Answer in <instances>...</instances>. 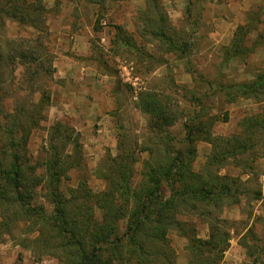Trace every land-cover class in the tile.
Segmentation results:
<instances>
[{
	"label": "rangeland",
	"instance_id": "374dc122",
	"mask_svg": "<svg viewBox=\"0 0 264 264\" xmlns=\"http://www.w3.org/2000/svg\"><path fill=\"white\" fill-rule=\"evenodd\" d=\"M7 2L0 0V8H6ZM45 5L41 29L47 33L41 35L40 29L11 20L0 11L2 105L8 114L16 109L39 111L28 146L32 162L49 156L52 127L62 123L79 135L83 154L81 166L71 169L63 179V191L69 195L82 181L94 192L104 190L106 182L100 169L104 161L118 154L120 141L145 149L162 140L152 128L151 115L139 107L142 94H153L172 114L174 122L166 129L177 149L187 148L189 128L203 129L195 132L194 170L202 171L213 159L214 146L205 140L207 133L221 150L230 145L220 138L236 136L247 145L246 151L228 156L223 164L212 168L237 179V196L210 207L209 215L202 214L205 208L201 207L183 219L190 220L203 239L208 238L210 223L216 222L213 219L230 232L226 264H264V89L246 96L238 89V85L253 83L264 74V44H259L264 33V3L159 0L160 8L151 15L158 20L160 15L166 16L172 24L168 33L183 50L151 35L153 26L145 24L150 8L146 0L99 4L45 0ZM237 15L238 24L230 25V18ZM239 25H248L251 32L244 41L247 49L234 54L232 42ZM40 36L41 44H37ZM17 38L31 41L8 44ZM20 46H33L37 61L22 64L12 53L13 47ZM63 56L74 62L78 75L82 74L78 80L58 76L56 64ZM67 95H73V103H68ZM35 106L42 107L39 110ZM137 155L136 182L149 157L147 152ZM38 202L50 208L43 191L38 192ZM96 218L101 219L99 209ZM126 225V221L121 223L120 233ZM36 236L27 232L23 223L11 233H2L0 264H65L51 252L37 250L33 242ZM169 238L176 263L191 264L188 240L176 230Z\"/></svg>",
	"mask_w": 264,
	"mask_h": 264
},
{
	"label": "trees",
	"instance_id": "16d2710c",
	"mask_svg": "<svg viewBox=\"0 0 264 264\" xmlns=\"http://www.w3.org/2000/svg\"><path fill=\"white\" fill-rule=\"evenodd\" d=\"M86 1L99 4L121 0ZM146 2L150 8L145 24L153 26L151 35L173 49L183 50L169 35L167 29L172 24L166 16L160 15L158 20L151 15L154 13L151 11L160 8L159 0ZM7 3L0 11L4 10L9 19L40 29V35L47 33L41 29L47 13L45 0H8ZM118 29L123 31L122 27ZM250 32L248 25L238 26L232 42L234 54L247 49L244 41ZM40 38L36 39L37 44ZM120 39L124 40L123 34ZM259 40V44H264V33ZM25 41L31 39H12L8 44ZM12 53L22 64L37 61L33 46L13 47ZM50 68L52 73L54 69ZM238 89L244 96L258 94L264 89V74L253 83L238 85ZM1 91L0 88V235L11 233L23 223L27 232L37 234L33 240L37 250L51 252L65 264H177L176 251L169 238V233L176 230L188 240L191 264H226L224 257L230 247V232L213 219L216 222L210 223L208 238L203 239L196 234L191 221L183 217L201 207L206 212L202 214L209 215L210 207L220 206L227 198L237 196L234 191L237 179L214 172L212 168L223 164L228 156L246 151L247 145L238 137L220 138L228 140L230 145L221 150L207 133L205 140L214 146L213 159L202 171H196L192 168L197 154L195 132L203 129L189 128L187 148L177 149L166 129L174 122L168 107L155 95L142 94L139 107L151 115L152 128L162 140L145 149L129 147L120 141L118 154L104 161L100 169L106 188L94 192L82 181L68 195L62 189V182L71 169L82 164L79 135L74 129L56 123L52 127L49 156L32 162L28 146L39 111L16 109L14 113H6ZM35 107L40 110L42 106ZM138 152H147L149 157L143 163L140 181L136 182ZM40 169H43L41 173ZM39 191L45 194L50 208L38 202ZM96 209L101 211V219L96 218ZM123 221L127 225L120 233Z\"/></svg>",
	"mask_w": 264,
	"mask_h": 264
},
{
	"label": "crops",
	"instance_id": "0c3cea01",
	"mask_svg": "<svg viewBox=\"0 0 264 264\" xmlns=\"http://www.w3.org/2000/svg\"><path fill=\"white\" fill-rule=\"evenodd\" d=\"M259 4L264 3V0H255ZM233 20V21H232ZM240 21L239 15L236 17L230 18V25H237L238 22ZM83 33V32H82ZM82 33H76V35H82ZM84 34V33H83ZM58 67L57 74L60 77H65V78H78L77 76H80L82 74L79 73L78 75V70L76 69L74 62L67 56H63V58L60 59L58 64H56ZM78 80V79H77ZM69 97L68 103H73L72 100L70 102V99L73 98V95H67ZM70 105V104H69Z\"/></svg>",
	"mask_w": 264,
	"mask_h": 264
}]
</instances>
